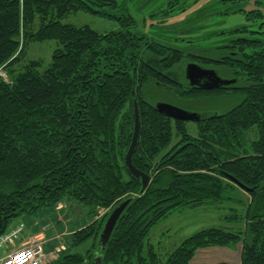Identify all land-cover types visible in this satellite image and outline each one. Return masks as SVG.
<instances>
[{"label": "trees", "instance_id": "obj_1", "mask_svg": "<svg viewBox=\"0 0 264 264\" xmlns=\"http://www.w3.org/2000/svg\"><path fill=\"white\" fill-rule=\"evenodd\" d=\"M130 1L0 0V71L6 70L11 80L0 73V234L15 218L57 205L65 197L92 213L107 208L99 221L71 236L72 247L93 237L91 250L67 253L51 263L91 264L109 212L122 199L136 195L113 233L104 264H158L152 248L148 257L143 256L149 230L183 207L229 201L227 192L240 187L230 175L253 188L240 187L250 198L245 204V230H199L184 239L164 264H191L201 248L240 243L242 264H264V1L256 0V9L246 12V24L237 29L245 35L235 38L237 46L230 48L234 54L219 45L211 47V55H225V61L191 58L173 43L193 24L187 21L190 17L202 18L207 12L187 15L175 27L181 30L175 36L158 27L149 34L139 30L127 8ZM165 2L166 8L155 12V18L179 15L192 0ZM87 10L116 19L120 27L100 32L63 22L68 15ZM47 40L58 43L49 65L42 70L41 62L33 59L16 72L14 66L28 45ZM187 58L225 67L239 78V86L216 91L242 96L235 106L198 121L197 136L188 133L187 122L160 113L142 92L151 81L161 84L170 82L166 76L180 77L175 68ZM134 100L140 135L133 163L152 177L143 193L141 179L133 177L126 165ZM174 128L180 140L170 147ZM253 128L258 137L249 144L245 133Z\"/></svg>", "mask_w": 264, "mask_h": 264}, {"label": "rangeland", "instance_id": "obj_2", "mask_svg": "<svg viewBox=\"0 0 264 264\" xmlns=\"http://www.w3.org/2000/svg\"><path fill=\"white\" fill-rule=\"evenodd\" d=\"M122 0H119L121 2ZM129 11L131 16L136 19L139 24V30L145 33H151L158 27L161 33L177 35L178 32L175 27L182 22L191 11L180 12L179 15H172L171 17L155 18L153 15L158 12L159 9H165L167 4L165 0H133L130 1ZM207 0H198V4H193L192 9L203 5ZM211 2V1H210ZM208 1L207 6L210 4ZM126 6V5H124ZM264 11V8L262 9ZM225 12V11H224ZM224 12L220 13L223 14ZM231 15V14H229ZM206 18L203 22L195 20H187L193 22L189 28L184 29L177 41L173 40V43L179 45L184 50V53L191 58L197 57V55L209 57L213 47L211 44L219 39L222 35L219 33L221 30L228 31L230 28L245 23V17L243 15H235L224 20L221 15L210 10L204 15ZM65 23H72L78 26L89 25L100 32L110 31L120 27L116 19L102 16L93 12L92 10L80 11L78 13H72L63 19ZM38 25H35V29ZM175 29L176 32H172ZM156 30V29H155ZM201 30V32L199 31ZM157 31V30H156ZM198 31V32H197ZM189 32V33H188ZM192 34L189 37L188 35ZM227 35V34H226ZM225 35V36H226ZM245 34L235 33V37H242ZM159 38H165L164 35H158ZM58 43L56 40H47L44 42H32L28 45L27 51L23 59L18 62L14 69L16 72H20L24 69L29 60H39L41 62V69H45L52 60L53 51L57 48ZM214 55V54H212ZM188 60H193L189 59ZM187 60L185 59L182 64L177 66L175 70L180 74L182 79L184 66L186 68ZM3 78L7 81H11L6 70L0 71ZM224 73H226L224 71ZM229 74V73H228ZM230 77H232L230 75ZM144 97L152 104L156 105L159 102H165L177 107L199 112V113H213L222 112L228 108L235 106L242 96L238 92L223 94L221 91H216L210 94L197 93L194 96L181 97L175 92L174 89H166L160 83L151 81L147 83L142 89ZM188 133L192 136L198 135V124L195 121H188L186 124ZM256 128L246 131L247 141L249 144L255 140L258 135ZM173 142L170 147L175 145L180 138L176 135V130H173ZM170 148H168L169 150ZM166 150V151H168ZM164 151V152H166ZM231 197L229 201L221 203H211L201 205L197 207H183L179 210H175L169 213L166 217L158 221L148 232L144 241L143 256L148 257V250L152 248L158 257V264H164L169 257L170 253L178 247L184 239L191 236L195 232L209 227H221L230 231L238 229L245 230L246 228V206L249 201V196L246 190L236 186L234 190L227 192ZM239 201L241 203H239ZM61 210V211H60ZM109 209L101 208L96 213L91 212V208L83 206L73 199L65 197L57 205L42 206L39 210L32 213H25L21 217L28 220H32L29 223H34L38 226V230L43 231V235H39L34 239H29L25 244L32 243L33 241H47L46 248L49 249L48 262L51 264L60 259L64 254L78 252L86 253L93 248L94 238H90L78 246H71V236L76 230L85 227L95 220H100ZM64 213L65 216H64ZM18 219V218H17ZM25 219V220H26ZM70 219V220H69ZM16 220V219H14ZM68 220V221H67ZM98 220V221H99ZM240 224V226H239ZM69 227L68 231H59L61 227ZM238 227L236 228V226ZM52 226V228L50 227ZM55 227L59 233L56 235ZM45 228L48 230L46 231ZM69 232V233H68ZM24 234V233H23ZM28 237V235H26ZM244 237V235H243ZM44 239V240H43ZM17 242L16 239H12L11 243ZM18 244V243H17ZM243 243L239 244V247ZM235 247V246H234ZM238 246H236V249ZM238 250V249H237ZM129 264H136L131 262Z\"/></svg>", "mask_w": 264, "mask_h": 264}, {"label": "water", "instance_id": "obj_3", "mask_svg": "<svg viewBox=\"0 0 264 264\" xmlns=\"http://www.w3.org/2000/svg\"><path fill=\"white\" fill-rule=\"evenodd\" d=\"M186 78L189 81L190 86L201 87L206 90H211L215 88H219L228 84H231L233 81L223 79L219 76L215 69L204 68L201 65L190 62L186 66ZM211 78L212 83L203 84L200 80L203 78ZM134 109H135V124H134V132L132 136V141L129 146V149L126 154V165L129 173L142 181V188L140 193H143L150 185L152 177L150 174L138 169L133 163V154L138 145L139 135H140V117H139V109L137 101L134 100ZM155 108L162 114L167 115L170 118L175 120H182L185 122L188 121H201L208 117V113H199L194 111H189L175 105L159 102L155 105ZM231 181L237 183L240 187L251 191L253 188H249L242 184L237 178L234 176H230ZM136 195H130L126 198L122 199L119 203H117L109 212L102 229L98 235L96 249L94 252V257L91 261V264H104V256L105 252L110 244L113 233L119 224L121 218L125 214V212L129 209V207L133 204Z\"/></svg>", "mask_w": 264, "mask_h": 264}, {"label": "flooded vegetation", "instance_id": "obj_4", "mask_svg": "<svg viewBox=\"0 0 264 264\" xmlns=\"http://www.w3.org/2000/svg\"><path fill=\"white\" fill-rule=\"evenodd\" d=\"M192 1L194 2L193 4H196V3L198 4V0H192ZM208 1L209 2L211 1V2L207 6ZM258 1H264V0H258ZM255 3H256V0H207V2L204 3L203 5H199V7L195 8V9H192V7L194 5L190 2L191 5L185 10V12L191 11V12L188 13V15H190V14H192L195 11L196 12L197 11L210 12V10H212V11L216 12L218 15H221L223 18L225 17L224 20H227L229 17L234 16V14L235 15H243L245 17L246 12H249L251 10L256 9L257 6L255 5ZM261 7H262L261 9H263L264 5H262ZM222 12H224V13L220 14ZM229 14H231V15H229ZM205 18H206L205 16H202V18H198L197 15H195V16L193 15L192 17H190V20L203 22L205 20ZM245 24H246V22L241 24V25L232 27L228 31L221 30V32H220L221 34L220 35H222L224 37H222L221 39L213 42L211 45L212 46H218L219 45L220 47H223V49H222L223 51H227V52H230V54H234L235 51L232 50V49L230 50V48L232 46H237L236 41H234V39L236 38L235 37V33L237 32L238 28H240L241 26H244ZM185 35H187V34H185ZM185 35H181V36H185ZM188 36L191 37V38L192 37H196V36H192V34H190ZM197 57H202V55H197ZM226 57L227 56H225V55H210L209 58H214V59H218L220 61H225ZM187 62L188 63L195 62V63L199 64L197 61H193V60H189ZM199 65H201V64H199ZM201 66L204 67V68H208V69H215L220 77H222L223 79H227V80L233 81V82L231 84H228V85H225V86H222V87H219V88L211 89V90H206V89H203L201 87H195V86L193 87V86L189 85V81L187 80L186 74H185L186 73V68L184 66V69H183V71H184L183 75L184 76H182V79H181V77H176L175 75H171L170 77L166 76V79L169 80L170 82L161 83V85H163L164 88H166V89H174L175 92L177 94H179L183 98L189 96V95H186V93H185V91L187 89H201V90H204V91H216V90L231 91V89H234L235 87L239 86V83H240L239 82V78L234 77L225 67L222 66V67H219V69H218L217 67H213V66H204V65H201ZM224 71L226 73H224ZM230 75L232 77H230ZM200 81L203 84L212 83L211 78H207V77L203 78Z\"/></svg>", "mask_w": 264, "mask_h": 264}, {"label": "crops", "instance_id": "obj_5", "mask_svg": "<svg viewBox=\"0 0 264 264\" xmlns=\"http://www.w3.org/2000/svg\"><path fill=\"white\" fill-rule=\"evenodd\" d=\"M65 214L66 213H64V216ZM21 216L18 217V219L15 218L16 220H13V223H12V226H15L19 222H23L25 225V228L22 232L21 240H16L17 242L10 243V246L13 249L20 248L21 246H23V243H26L29 239H34L43 233V231L38 230V226H35L34 223H29L32 220L22 218ZM50 227L52 228V226ZM237 227L238 225L236 226V228ZM45 230L47 231L48 229L45 228ZM68 230H69V227L66 225L65 227L62 226L59 231L65 232ZM55 231L57 235L59 231H57L56 227H55ZM26 235H28V237H26ZM45 245H47V241ZM236 246H238L237 248L238 250L236 249ZM236 246L235 247L234 246H223V247L211 246L207 248H201L196 252L194 258L191 260V264H214L218 262H227L228 264H242V258H241L242 246L241 247H239V245H236Z\"/></svg>", "mask_w": 264, "mask_h": 264}, {"label": "built area", "instance_id": "obj_6", "mask_svg": "<svg viewBox=\"0 0 264 264\" xmlns=\"http://www.w3.org/2000/svg\"><path fill=\"white\" fill-rule=\"evenodd\" d=\"M24 228V223L19 222L0 234V264H50L48 256L51 254L48 253L45 240L23 243L18 249L11 248V240H21Z\"/></svg>", "mask_w": 264, "mask_h": 264}, {"label": "bare ground", "instance_id": "obj_7", "mask_svg": "<svg viewBox=\"0 0 264 264\" xmlns=\"http://www.w3.org/2000/svg\"><path fill=\"white\" fill-rule=\"evenodd\" d=\"M12 227V226H11Z\"/></svg>", "mask_w": 264, "mask_h": 264}]
</instances>
